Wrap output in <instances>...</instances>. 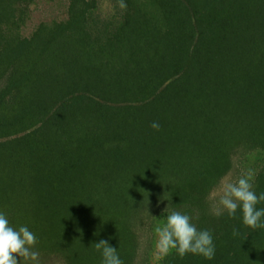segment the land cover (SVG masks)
I'll return each instance as SVG.
<instances>
[{
	"label": "trees",
	"instance_id": "trees-1",
	"mask_svg": "<svg viewBox=\"0 0 264 264\" xmlns=\"http://www.w3.org/2000/svg\"><path fill=\"white\" fill-rule=\"evenodd\" d=\"M43 1L0 0V212L40 264H102V239L124 264H264V229L211 204L235 168L264 193V0H61L32 23ZM172 211L212 260H153Z\"/></svg>",
	"mask_w": 264,
	"mask_h": 264
},
{
	"label": "clouds",
	"instance_id": "clouds-1",
	"mask_svg": "<svg viewBox=\"0 0 264 264\" xmlns=\"http://www.w3.org/2000/svg\"><path fill=\"white\" fill-rule=\"evenodd\" d=\"M121 7H126L121 2ZM152 129L159 131L160 124L153 121ZM255 173L249 169L238 179L225 176L221 180L218 200L221 213L227 212L234 218L237 211L242 213L243 225L250 229H264V208L257 205L264 201V193L257 195L253 188ZM167 208L165 209V212ZM218 213V214H221ZM155 248L160 254L175 250L183 258L187 254L201 255L207 260L215 256L213 235L209 230H198L192 218L180 211L166 215L165 222L154 228ZM233 229V235H238ZM38 238L27 226L18 229L11 226L8 218L0 212V264H40V252L36 250ZM95 249L102 254V264H124L117 249L110 246L107 240L94 243Z\"/></svg>",
	"mask_w": 264,
	"mask_h": 264
},
{
	"label": "rangeland",
	"instance_id": "rangeland-1",
	"mask_svg": "<svg viewBox=\"0 0 264 264\" xmlns=\"http://www.w3.org/2000/svg\"><path fill=\"white\" fill-rule=\"evenodd\" d=\"M105 12L108 10L106 4L104 5ZM63 8L61 5V0H44L42 4L33 9V22L38 23L41 20H49L54 17L63 18ZM232 179H238L242 174L239 168H235L230 174ZM228 175V176H229ZM221 183L217 189L213 192L211 196L212 209L215 212H220L221 207L219 205L218 195ZM161 254L155 250L153 260L157 259Z\"/></svg>",
	"mask_w": 264,
	"mask_h": 264
}]
</instances>
